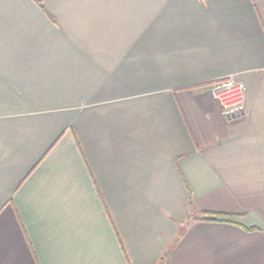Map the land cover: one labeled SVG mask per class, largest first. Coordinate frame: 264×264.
I'll list each match as a JSON object with an SVG mask.
<instances>
[{
    "label": "crops",
    "instance_id": "obj_1",
    "mask_svg": "<svg viewBox=\"0 0 264 264\" xmlns=\"http://www.w3.org/2000/svg\"><path fill=\"white\" fill-rule=\"evenodd\" d=\"M186 221L166 263L264 264V0H0V264H158Z\"/></svg>",
    "mask_w": 264,
    "mask_h": 264
},
{
    "label": "built area",
    "instance_id": "obj_2",
    "mask_svg": "<svg viewBox=\"0 0 264 264\" xmlns=\"http://www.w3.org/2000/svg\"><path fill=\"white\" fill-rule=\"evenodd\" d=\"M213 97L221 106L225 115L242 109L244 103V87L232 77L213 83Z\"/></svg>",
    "mask_w": 264,
    "mask_h": 264
},
{
    "label": "trees",
    "instance_id": "obj_3",
    "mask_svg": "<svg viewBox=\"0 0 264 264\" xmlns=\"http://www.w3.org/2000/svg\"><path fill=\"white\" fill-rule=\"evenodd\" d=\"M189 207L190 208L192 207L191 195L189 196ZM223 217L224 216L218 215V214H208V213H204V214H201L198 217H192V218H189V219L192 222H198L199 221V222H206V223H222V222H224ZM188 224H189V222L186 221L185 223H183L181 225V230H180V232H178V236L176 237V240H174L172 242L171 246L167 249V251L164 252V254L160 258L158 264H164V263L165 264H169L168 262L166 263V259H167L168 255H169L170 248L177 242L178 239L181 238V236L183 235V233L186 231Z\"/></svg>",
    "mask_w": 264,
    "mask_h": 264
}]
</instances>
